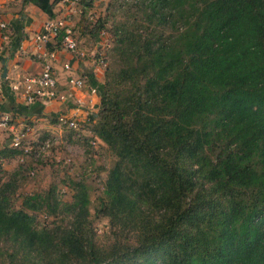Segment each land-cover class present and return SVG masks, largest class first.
I'll list each match as a JSON object with an SVG mask.
<instances>
[{
  "label": "trees",
  "instance_id": "1",
  "mask_svg": "<svg viewBox=\"0 0 264 264\" xmlns=\"http://www.w3.org/2000/svg\"><path fill=\"white\" fill-rule=\"evenodd\" d=\"M56 1L22 4L52 19ZM139 2L141 19L90 23L111 39L99 104L68 129L114 156L95 215L81 176L72 202L51 187L18 209L1 183L0 264H264V0ZM20 155L0 150V173ZM41 211L61 221L39 226Z\"/></svg>",
  "mask_w": 264,
  "mask_h": 264
},
{
  "label": "rangeland",
  "instance_id": "2",
  "mask_svg": "<svg viewBox=\"0 0 264 264\" xmlns=\"http://www.w3.org/2000/svg\"><path fill=\"white\" fill-rule=\"evenodd\" d=\"M139 4V0H92L91 5L82 12L83 19L81 22L84 26L82 29L84 35L87 36L83 46L88 50L96 46V37L91 34L93 28L91 22L103 18L106 21V27L112 31V26L121 22H132L134 17L141 19L144 13ZM165 32L168 33L169 29H166ZM106 38L103 40L104 56L111 45L110 37L106 36ZM87 61L92 63L91 56ZM108 64L110 66L112 64L110 55ZM100 77L101 83L104 77L103 73ZM11 123L16 125L14 121ZM72 134L66 127L59 124L46 134H42L35 128L33 135L29 134L26 139V144L35 146V142L40 140L43 135H48L47 137L53 143L51 148L39 158L29 156L23 161L18 158H7L3 161L0 184L5 181L14 182L16 188L12 197V207L18 209L22 199L26 196L35 194L45 196L51 187L55 188V193L61 202L70 203L74 194V183L78 182L77 179L81 176L84 179L82 182L88 189L91 214L92 216L95 215L94 208L98 197L101 195L107 172L113 167L114 156L104 144L93 137L91 130L82 129V131ZM9 141L10 132L1 131L0 150L7 149ZM93 142L95 145L92 144ZM88 147L92 149L91 155H89L90 153L87 154ZM65 161H69V163L64 164ZM36 215V223L39 226L61 221V217L58 219L47 218L43 211ZM93 223L97 234L103 237V241H106L107 220L93 217Z\"/></svg>",
  "mask_w": 264,
  "mask_h": 264
},
{
  "label": "crops",
  "instance_id": "3",
  "mask_svg": "<svg viewBox=\"0 0 264 264\" xmlns=\"http://www.w3.org/2000/svg\"><path fill=\"white\" fill-rule=\"evenodd\" d=\"M89 4V0H82L80 5L76 7H66L60 3H56L54 6V17L52 19L64 17L67 20L69 28L78 40L80 50L86 55L79 58L78 55L63 50L56 52V57L51 61V64L57 78L59 90L62 89L69 77L81 78L85 81L87 87L95 89L99 87L102 74L96 72L93 59H91L92 63L87 61L98 48L97 39L95 38L96 46L93 49L88 50L83 46L87 36L84 35L82 29L84 27L81 22L83 19L82 12L86 10ZM48 19L49 17L35 6L31 4L23 5L22 0H0V20L7 24L6 30L0 33V113L9 115L18 127H20V124L29 127L30 135H33L35 128L42 134L50 132L57 125L54 122L56 117L61 114H70L73 108V98L63 104L44 101L26 105L14 95V99L11 100L2 91L3 82L9 85L21 75L41 72L43 58L41 54L35 51L33 39L40 32L42 24ZM64 63L71 64V71L66 72L63 70ZM4 73L5 77L3 78ZM71 94L76 97L78 91ZM81 101L83 103V115L77 119L82 121L85 113H90L93 118H96L95 113L99 104V96L97 95L96 104L93 108H89L86 104V96L82 97ZM13 108H15L14 112H12Z\"/></svg>",
  "mask_w": 264,
  "mask_h": 264
},
{
  "label": "built area",
  "instance_id": "4",
  "mask_svg": "<svg viewBox=\"0 0 264 264\" xmlns=\"http://www.w3.org/2000/svg\"><path fill=\"white\" fill-rule=\"evenodd\" d=\"M81 1L82 0H57L56 2L66 7H76L80 5ZM90 21H92V18H90ZM6 28L7 24L0 20V33L5 31ZM59 37V49L49 51L48 45L54 46ZM33 43L35 51L41 54L43 58L41 72L38 74L21 75L8 85L10 92L26 105L44 101L63 104L69 102L70 99L73 98V108L70 114H61L56 117V121L62 127L77 130L79 125L85 124L91 117L90 113H85V117L82 121L77 119L79 116L83 115V103L81 98L86 96V104L89 108H93L96 104V97L98 95L97 90L93 87H87L85 81L77 77H69L62 89L59 90L51 61L55 59L56 52L60 50L76 54L79 58H83L86 55L80 50L78 40L69 28L67 20L64 17L45 21L41 26L40 32L34 37ZM97 46L98 48L95 53H92L91 59L95 61L96 72L102 74L103 68L105 67L103 34L99 37ZM96 55L98 58H96ZM62 68L64 71L69 72L71 71V64L64 63ZM74 91H78L76 97L71 94ZM11 122L12 119L9 115H2L0 118V131L5 130L10 132V141L7 145V149L20 152V161H23L24 158L29 156L39 158L53 145L51 139L37 142L35 146L26 144V137L29 135L30 128L21 124L20 127H18ZM92 144L95 145L94 142ZM68 163L69 161L64 162V164Z\"/></svg>",
  "mask_w": 264,
  "mask_h": 264
},
{
  "label": "water",
  "instance_id": "5",
  "mask_svg": "<svg viewBox=\"0 0 264 264\" xmlns=\"http://www.w3.org/2000/svg\"><path fill=\"white\" fill-rule=\"evenodd\" d=\"M5 77V73L3 74V78Z\"/></svg>",
  "mask_w": 264,
  "mask_h": 264
}]
</instances>
